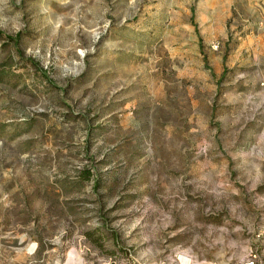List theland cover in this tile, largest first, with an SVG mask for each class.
Instances as JSON below:
<instances>
[{
    "label": "rangeland",
    "instance_id": "rangeland-1",
    "mask_svg": "<svg viewBox=\"0 0 264 264\" xmlns=\"http://www.w3.org/2000/svg\"><path fill=\"white\" fill-rule=\"evenodd\" d=\"M263 9L0 0V264H264Z\"/></svg>",
    "mask_w": 264,
    "mask_h": 264
},
{
    "label": "built area",
    "instance_id": "built-area-1",
    "mask_svg": "<svg viewBox=\"0 0 264 264\" xmlns=\"http://www.w3.org/2000/svg\"><path fill=\"white\" fill-rule=\"evenodd\" d=\"M36 246L37 245L35 243H28L23 249L25 255L28 257L33 256L34 253L36 252ZM193 264L196 263L194 262ZM241 264H258L256 253L250 249L247 253L246 258L241 262Z\"/></svg>",
    "mask_w": 264,
    "mask_h": 264
},
{
    "label": "crops",
    "instance_id": "crops-1",
    "mask_svg": "<svg viewBox=\"0 0 264 264\" xmlns=\"http://www.w3.org/2000/svg\"><path fill=\"white\" fill-rule=\"evenodd\" d=\"M211 18L214 19V15H212ZM199 19H200V22L201 23L207 21V17H205L203 15H200L199 16ZM204 24L207 25L209 23L205 22ZM252 24H253V28H255V30H256V33H258L259 35H261V38L264 39V9L262 10V16H261L260 20L257 21V22L254 21ZM249 27H250V25L248 26V28ZM206 34H207V29H206Z\"/></svg>",
    "mask_w": 264,
    "mask_h": 264
},
{
    "label": "bare ground",
    "instance_id": "bare-ground-1",
    "mask_svg": "<svg viewBox=\"0 0 264 264\" xmlns=\"http://www.w3.org/2000/svg\"><path fill=\"white\" fill-rule=\"evenodd\" d=\"M75 261H77V263L79 264L81 261L79 259V257L74 253V251L69 252L68 254V258H67V263L66 264H74ZM194 262H192L188 257L184 256L181 257V264H193ZM196 264H213L210 262H195Z\"/></svg>",
    "mask_w": 264,
    "mask_h": 264
}]
</instances>
